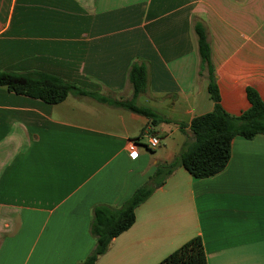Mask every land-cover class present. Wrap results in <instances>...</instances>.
I'll list each match as a JSON object with an SVG mask.
<instances>
[{
  "label": "crops",
  "instance_id": "obj_1",
  "mask_svg": "<svg viewBox=\"0 0 264 264\" xmlns=\"http://www.w3.org/2000/svg\"><path fill=\"white\" fill-rule=\"evenodd\" d=\"M196 22L223 109L249 110L248 87L264 101V0H0V72L43 73L129 101V71L146 62L137 102L170 121L152 125L90 97L50 105L0 87V264L82 263L96 246L94 209L121 208L180 155L191 121L215 106ZM135 214L96 264H159L198 236L207 264H264V135L236 137L216 176L179 167Z\"/></svg>",
  "mask_w": 264,
  "mask_h": 264
},
{
  "label": "trees",
  "instance_id": "obj_2",
  "mask_svg": "<svg viewBox=\"0 0 264 264\" xmlns=\"http://www.w3.org/2000/svg\"><path fill=\"white\" fill-rule=\"evenodd\" d=\"M194 33L198 39L201 67L207 72L208 93L214 102V110L191 121L189 129L193 135V143L187 144L185 150L172 163L158 168L151 178V183L137 189L121 208L101 205L94 209L90 232L96 239V246L80 264H96L108 251L112 241L134 225L136 209L162 187L176 169L182 167L196 179L216 176L228 166L232 143L236 137L252 140L258 135H264V101L257 90L253 87L246 90L251 105L249 110L238 117L229 115L221 106L211 47L204 25L200 22L194 23ZM128 79L134 90L133 98L129 101H115L43 73L0 72V87L10 93L50 105L64 102L71 94L90 97L100 103L144 116L152 125L170 123L151 108L141 106L137 102L147 88V63H135L129 71ZM186 127L181 124L182 130ZM159 264H207L202 238L198 236L189 240Z\"/></svg>",
  "mask_w": 264,
  "mask_h": 264
},
{
  "label": "built area",
  "instance_id": "obj_3",
  "mask_svg": "<svg viewBox=\"0 0 264 264\" xmlns=\"http://www.w3.org/2000/svg\"><path fill=\"white\" fill-rule=\"evenodd\" d=\"M160 145V140L157 137L150 138L148 148L151 150L156 149ZM129 156L135 158L138 155V143L135 140L129 141L127 146Z\"/></svg>",
  "mask_w": 264,
  "mask_h": 264
},
{
  "label": "rangeland",
  "instance_id": "obj_4",
  "mask_svg": "<svg viewBox=\"0 0 264 264\" xmlns=\"http://www.w3.org/2000/svg\"><path fill=\"white\" fill-rule=\"evenodd\" d=\"M204 74V73H207L206 72V70L205 69H203L202 67H201V74ZM138 101V100H137ZM180 117L183 119V120H186V117L183 115V116H181L180 115ZM172 128V127H171ZM177 136L178 137H180L182 140L185 138V142H186V144L185 145H190L191 143H193V141H194V139H193V135H192V133H189L187 136H183L181 133H178L177 134ZM164 137V136H163ZM147 140V139H146ZM171 146L172 145V143H171V140H169V141H166V140H164L163 141V144H162V146L164 147V146ZM161 146V147H162ZM183 150H185V148H183L182 150H181V152H180V154L183 152Z\"/></svg>",
  "mask_w": 264,
  "mask_h": 264
}]
</instances>
